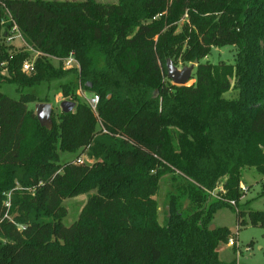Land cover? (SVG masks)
Returning <instances> with one entry per match:
<instances>
[{
	"label": "trees",
	"instance_id": "1",
	"mask_svg": "<svg viewBox=\"0 0 264 264\" xmlns=\"http://www.w3.org/2000/svg\"><path fill=\"white\" fill-rule=\"evenodd\" d=\"M0 18V264H237L218 250L231 230L209 224L228 207L247 225L231 201L240 203L244 168L264 175V0H0ZM11 18L43 54L32 74L22 71L30 53L6 45ZM225 46L236 47L234 62H203ZM71 53L78 69L49 59ZM195 60L193 84L168 78L169 61ZM68 76L59 89L76 107L44 127L25 90ZM80 84L99 95L97 113ZM89 147L95 162L75 163ZM64 152L77 158L61 165ZM17 181L36 190H14L8 208ZM92 190L65 225L64 200ZM246 215L264 227V210Z\"/></svg>",
	"mask_w": 264,
	"mask_h": 264
},
{
	"label": "rangeland",
	"instance_id": "2",
	"mask_svg": "<svg viewBox=\"0 0 264 264\" xmlns=\"http://www.w3.org/2000/svg\"><path fill=\"white\" fill-rule=\"evenodd\" d=\"M97 1L102 3H116L118 0ZM186 21L187 18L179 23V31L181 30V27ZM5 24L6 22L2 23L0 18V25L2 26V31L5 29ZM22 36L23 38H14L11 42L5 40L6 45H13V49L15 50V52L28 51L30 55L26 60L35 64L36 58L42 56L43 54L40 55L39 53L35 52L37 50L29 44L28 40L23 34ZM31 47L33 49H31ZM236 53L237 49L234 46L213 48L210 55L203 59V62H234ZM50 60L53 62L54 65H59V62L55 61V59H52V57H50ZM192 64L193 61H180L177 67L179 69H182L185 66H190ZM196 67L197 65H195L193 73H195ZM69 78L70 76L60 81L51 82V84L43 83L39 87L26 89L25 91H31L36 94V98L29 104L30 109L36 112V105L38 103H51L54 109V118L59 119V114L61 112L60 103L63 100H68L59 89V84L61 82H66ZM194 82L195 79L192 77V79L188 81L187 85H191ZM1 90L11 97H19V92L14 84L4 83L1 86ZM237 94V91L233 89L230 93L228 92L227 94H225V96L236 97ZM92 149L93 147H89L84 150V153L82 154L83 161L88 164H92L95 162V158L92 155ZM75 158H77L75 154H69L65 152L61 153L59 164L62 165L67 161H73L75 160ZM160 185L161 187L157 194V199L160 202L159 220L161 223H163L165 196L166 193L172 189L171 180L169 179V176L163 178L161 180ZM220 186L213 193V197L216 199H221V197L225 193V190H220ZM242 187H244V189ZM240 188L243 193L240 197L239 205L237 203L231 204L232 206L236 207L237 211L243 212V218L247 220L248 224L240 225L237 219L236 212L232 208L226 207L219 209L215 213L212 221L209 224V228L228 227L231 230L228 242L220 244L218 248L220 258L223 261L229 262L233 259H236L237 264H264V227L251 225L246 215V213L251 209L264 210V175L258 172L257 169L254 167L244 168L241 173ZM14 190H18L19 192H30L34 194L36 189L28 185H24L23 183H21V181L20 183L19 181H17L15 189L7 192L5 191V201L7 200L8 195L10 193L12 195ZM96 193V190H92L88 193L80 194L78 196L65 199L63 205L67 209V216L64 217V224L69 226L75 221H77L81 212L88 203L89 199ZM35 219L39 221H46L49 219V217L44 214H39ZM19 227H21V225H19ZM231 239L233 240V244H231ZM0 240L4 242L3 239Z\"/></svg>",
	"mask_w": 264,
	"mask_h": 264
},
{
	"label": "built area",
	"instance_id": "3",
	"mask_svg": "<svg viewBox=\"0 0 264 264\" xmlns=\"http://www.w3.org/2000/svg\"><path fill=\"white\" fill-rule=\"evenodd\" d=\"M4 5V4H3ZM5 7V6H4ZM6 11L9 13L8 9L5 8ZM10 15V13H9ZM11 17V16H10ZM11 21L13 22V26L10 30V32H8L5 35V40L11 42L14 38H23L21 30L19 29L18 25L16 24V22L11 18ZM2 23H5L6 20L2 19L1 20ZM31 49H33L31 47ZM37 53H39L40 55L42 54L40 51H35ZM52 57V59H55V61H58L59 63H63L64 69H78L80 67L79 61L76 59V57L74 56L73 53L69 54V56L65 57L64 59L59 58V57H53V56H49ZM22 71L26 74H32L35 72V64L31 63L27 60H25L22 64ZM6 70H4L3 73H5ZM77 96L85 101L90 107L91 109L97 113V107L100 101V97L97 94H91L88 93L87 91L84 90L83 86L80 84L78 90H77ZM62 102V101H61ZM106 132V130H104ZM83 159L82 156L79 157L75 163L81 164L83 163ZM244 189V187H242ZM232 204H235V201H231ZM6 207L10 208L11 206V193L8 195L7 200L5 201ZM231 244H233V240L231 239Z\"/></svg>",
	"mask_w": 264,
	"mask_h": 264
},
{
	"label": "water",
	"instance_id": "4",
	"mask_svg": "<svg viewBox=\"0 0 264 264\" xmlns=\"http://www.w3.org/2000/svg\"><path fill=\"white\" fill-rule=\"evenodd\" d=\"M198 64V60H195L192 65L185 66L179 69L173 62L167 63L168 78L172 80L175 85H187L191 79L195 65ZM76 107V103L69 100H63L60 103L61 111L69 113ZM53 105L51 103L42 102L36 105V115L40 124L44 127H51L53 125Z\"/></svg>",
	"mask_w": 264,
	"mask_h": 264
}]
</instances>
